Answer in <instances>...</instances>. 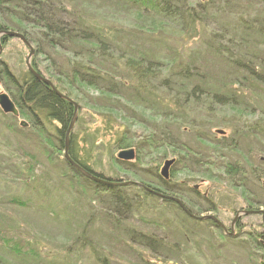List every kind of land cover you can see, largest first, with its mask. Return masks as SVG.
I'll return each instance as SVG.
<instances>
[{
	"label": "rangeland",
	"instance_id": "374dc122",
	"mask_svg": "<svg viewBox=\"0 0 264 264\" xmlns=\"http://www.w3.org/2000/svg\"><path fill=\"white\" fill-rule=\"evenodd\" d=\"M63 1L71 8L78 5L90 24L104 21L129 30L137 28L138 22L150 24L149 29L159 28L154 25L157 19L153 13L136 15L120 0ZM8 8L7 4H0V20L5 19L10 29L18 27L34 35L37 41L31 44L32 48L38 45L43 51L37 57L39 69L44 78L56 84L57 71L63 69L61 65L64 70L68 69L74 53L51 49L48 42L42 41V28L3 15L5 12L1 10ZM72 18L65 15L66 22ZM179 36L180 33L173 36L177 49L184 45ZM0 45V65L6 64L21 81L30 73L27 68L30 50L16 37H10L6 46ZM3 83L0 93L6 92L5 86H10L6 78ZM59 83L73 94L71 100L80 106L70 135L75 134L79 155L89 159L95 173L121 183L137 182L165 192L172 186L179 194L177 199L190 213L214 216L228 232L239 211L250 208L264 211L262 184L251 189L252 193L237 188L223 167L232 160L244 163L247 168L263 165L264 143L262 146L255 138L241 137L234 152L226 148L222 151L219 146L206 147L209 141L217 144L224 137L232 139L230 127L233 126L226 128L223 119L222 123L219 120L224 116L230 118L235 111H220L213 118L206 114V108L193 104L186 106L185 113L174 112L172 117H164L163 108L155 102H132L127 94L125 100L92 88L74 87L63 80ZM244 116L250 121L258 117ZM6 118L2 120L0 116V264H105L104 260L109 264H264V248L254 239L257 236L260 239L261 216H242V227L235 229L238 237L232 239L215 225L189 221L181 209L165 205L160 198L148 200L142 211L134 208L133 212L129 209L115 214L113 196L107 188L96 190L83 178L74 180L75 173L65 163V149L57 143L46 145L43 137L31 129L30 118L20 115L12 128L11 117ZM21 122L28 127L20 126ZM166 124L172 126V138L178 143L176 148L163 140ZM220 131L224 134H219ZM123 135L132 144L127 149L134 150L133 161L117 159L119 152L126 149L118 150L114 142ZM186 149L192 150L191 153L185 152ZM196 156L208 157L205 159L209 163L194 165ZM170 160L175 164L169 168L168 178H164L161 171ZM120 188V193L130 200L137 197V187ZM112 216L126 219L111 223ZM138 229L153 234L157 240L163 239L167 247L157 245V251L153 252L133 244L132 231ZM171 243L179 247L178 252L173 248L170 251Z\"/></svg>",
	"mask_w": 264,
	"mask_h": 264
},
{
	"label": "trees",
	"instance_id": "16d2710c",
	"mask_svg": "<svg viewBox=\"0 0 264 264\" xmlns=\"http://www.w3.org/2000/svg\"><path fill=\"white\" fill-rule=\"evenodd\" d=\"M120 1L125 3L127 9H133L134 14L153 13L157 19L154 25L159 28L152 26L149 29L150 24L143 21V24L137 22V28L129 30L104 21L96 22V25L90 24L78 5L74 4V8H71L63 0H0V4L9 6L8 9L1 10L5 12L3 15L16 19L19 23L42 28V41L48 42L51 49L74 53V61H68L66 70L61 65L63 69L56 73L57 83H53L58 91L70 99L73 94L60 85L61 80L74 87L92 88L116 98L125 99L127 94L132 102H155L163 108L164 117H172L174 112L185 113L188 109L186 106L193 104L206 108V114L209 113L213 118L220 111H235L230 118L224 116L219 120L222 123L223 119L224 127L233 126L230 127L234 134L231 135L232 139L227 140L224 137L217 144L209 141L206 147L219 146L222 151L226 148L234 152L238 150L241 137L255 138L263 146L264 0ZM65 15L73 18L66 22ZM4 22L0 20V33L17 31L30 44L36 43L37 40L34 35L29 34V30L18 27L10 29ZM149 32L151 33L148 34ZM177 33H180L179 40L184 43L179 49L174 44L176 41L173 42V36ZM131 37H137L136 41ZM9 39L10 37L3 35L0 38L2 46H6ZM78 47L82 48L79 50ZM34 50L32 67L43 76L37 60L43 51L38 45ZM0 68V88L6 78L10 86L4 87L5 93L16 104L19 115L30 118L31 129L43 137L46 145L54 146L57 143L59 148L65 149L66 132L75 114L74 105L61 99L46 83L38 81L31 73L26 74L20 81L6 64L2 63ZM167 68L170 70L166 71ZM125 78L129 81H125ZM124 89L128 91L124 92ZM244 114L258 117L250 121ZM0 116L2 120L10 116L11 128L13 127L16 117L3 114L1 110ZM112 128L113 126L110 127V132ZM172 130V126L166 124L162 137L165 143L176 148L178 143L172 138ZM201 135L205 136H199ZM124 136L114 142L118 150L132 147ZM70 138L68 154L71 159L92 175L107 179L104 175L95 173L88 158L83 159L79 155L75 134L70 135ZM191 151L185 150L187 153ZM205 158L208 157L196 156L194 165L200 167L205 162L207 164ZM65 163L75 173L74 180L83 178L88 186L106 191L107 187L80 176L66 159ZM223 167L227 178L237 188L252 193L251 189L259 188L264 182V164L247 168L244 163L232 160ZM248 176H251V180ZM120 189L107 188L113 196L115 214L120 210L126 212L132 209L133 212L134 208L142 211L148 205V200L154 197L137 188V197L130 200L128 196L120 193ZM166 190L175 198L179 197L172 186ZM138 197L140 199L135 201ZM164 203L167 206L174 205L179 211L181 209L170 200ZM186 218L195 223L200 222L188 216ZM123 219L117 216L110 218L111 223H120ZM205 222L214 225L210 221ZM130 239L133 244L142 245L153 252L157 251V245H160L159 248L167 247L163 239L157 240L153 234L141 229L132 231ZM169 248L170 251L172 248L173 251H179V247L172 243ZM104 263L109 264L105 260Z\"/></svg>",
	"mask_w": 264,
	"mask_h": 264
},
{
	"label": "water",
	"instance_id": "95a60500",
	"mask_svg": "<svg viewBox=\"0 0 264 264\" xmlns=\"http://www.w3.org/2000/svg\"><path fill=\"white\" fill-rule=\"evenodd\" d=\"M2 35L8 36V37H16L18 39H20L21 41L24 42V44L27 46L28 50H30V54L27 58V68L28 71L31 73V75L33 77H35L38 81L46 83L51 90L58 95L61 99L65 100L66 102H71L74 105V118L73 121L71 122L72 124L69 127V130L66 132V139H65V151H64V156L66 161L69 163L70 166H73V168L75 169V171L80 175V176H84L86 177L88 180H90L91 182L96 183L97 185L100 186H105L107 188H115V187H125V186H129L131 184H133L132 182H125V183H116V182H111L108 179L105 178H100L99 176H96L95 174H91L89 172H87L82 166L77 165L70 157V155L68 154L69 151V142H70V132L73 129L74 126V121L77 118L78 115V109L79 106L73 102L69 97H67L66 95L62 94L60 91H58L55 86L53 85V82L48 80L46 77L44 78L42 75H40L37 71H35L32 67V58L33 55L35 54V50L34 48H32L31 44L28 42V40L21 34L17 33V32H6V31H2L1 32ZM1 44V43H0ZM0 49H1V45H0ZM0 110L3 114L6 115H12L14 118H19V110L16 106V104L12 101L11 97L9 96V94H6L5 92L0 93ZM20 126H22L23 128L28 127L27 123L21 122ZM219 134H224L223 131H220ZM117 159L120 161H133L135 159V152L132 149H126L124 151L119 152V154L117 155ZM175 164V161L170 160L167 161L164 165V168L161 171V175L164 178H168V170L171 166H173ZM262 188L264 190V182L262 183ZM146 192H149L152 195H155L156 197H160L163 200L166 201H172L174 203H176L179 207L182 208V210L189 215L190 217H193L196 220L202 221V220H210L212 222H214L215 224H217L219 227H221L222 230H225L226 227L225 225H223L216 217L214 216H203L202 218H197L192 214H189V212L187 211L185 205L179 201L178 199L172 197V196H166L164 194L161 193H157L151 189H149L148 187L145 188ZM245 213H250L253 214L254 212H245ZM264 215V212H261ZM240 215H237L236 219L239 217Z\"/></svg>",
	"mask_w": 264,
	"mask_h": 264
},
{
	"label": "flooded vegetation",
	"instance_id": "af4514ba",
	"mask_svg": "<svg viewBox=\"0 0 264 264\" xmlns=\"http://www.w3.org/2000/svg\"><path fill=\"white\" fill-rule=\"evenodd\" d=\"M133 184H131V186L132 187H137V188H139V189H142V190H145V188H149V189H151V190H153V191H155V192H159V193H161V194H164V195H166V196H172L170 193L168 194V192H165V191H161V190H157V189H155V188H152V187H150V186H146V185H143V184H140V183H134V182H132ZM168 187H170V186H168ZM149 193V192H148ZM150 194V193H149ZM150 195H152V194H150ZM154 197H156L155 195H153ZM172 197H174V196H172ZM156 198H160V197H156ZM175 198V197H174ZM177 199V198H176ZM160 200H162L163 202L164 201H166V200H163L162 198H160ZM168 202V201H167ZM176 204V203H175ZM179 208H181V207H179ZM181 210H182V208H181ZM183 211V210H182ZM188 212H189V210H187ZM263 210L262 209H252V208H250V209H248V210H245V211H239V213L238 214H236V216L234 217V220L232 221V226L230 227V232H228V230H227V228L225 229V230H222L221 229V227H219L217 224H215L214 222H212V221H210V220H202V221H210V222H212V223H214V225L216 226V227H218V228H220L225 234H229V236H230V238H232V239H235V238H237L238 237V235L235 233V229L237 228V227H239V228H241L242 227V223H241V218H242V216H252V217H256V216H261V222H262V226H261V228H262V231L260 232V234H259V238L260 239H262L263 241H264V215L261 213ZM184 212V211H183ZM245 212H254L253 214H250V213H245ZM264 212V211H263ZM184 214L185 215H187L185 212H184ZM189 214H192V213H190L189 212ZM192 215H194V214H192ZM237 215H240L237 219H236V217H237ZM189 218H192V219H194L193 217H190L189 215H187ZM195 217H197V218H202V217H200V216H198V215H194ZM207 216H210V215H207ZM194 220H196V219H194ZM196 221H199V220H196ZM202 221H200V222H202ZM251 236V235H250ZM251 239L253 238L252 236L250 237ZM254 239L256 240L257 239V245H259L260 247H262V248H264V242H262V240H260V239H258V236L257 237H254Z\"/></svg>",
	"mask_w": 264,
	"mask_h": 264
}]
</instances>
